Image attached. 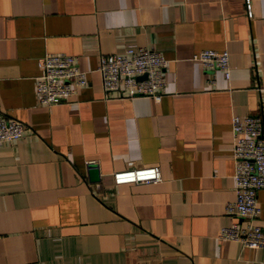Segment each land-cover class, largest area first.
<instances>
[{
  "label": "crops",
  "instance_id": "0c3cea01",
  "mask_svg": "<svg viewBox=\"0 0 264 264\" xmlns=\"http://www.w3.org/2000/svg\"><path fill=\"white\" fill-rule=\"evenodd\" d=\"M0 0V116L23 124L0 142V264H264V246L218 239L247 221L234 198L232 116L264 134V0ZM166 59L164 90L104 100L102 54L127 47ZM228 52L229 79L191 60ZM76 58L86 85L45 107L37 59ZM158 167V183L115 185ZM264 231V188L257 192Z\"/></svg>",
  "mask_w": 264,
  "mask_h": 264
},
{
  "label": "built area",
  "instance_id": "2783aa9c",
  "mask_svg": "<svg viewBox=\"0 0 264 264\" xmlns=\"http://www.w3.org/2000/svg\"><path fill=\"white\" fill-rule=\"evenodd\" d=\"M250 16L249 0H244ZM191 60L206 71L217 70L229 79L228 52L211 49L199 50ZM166 59L152 48L127 47L122 52L102 54L95 71L99 75L104 100H131L149 98L158 102L163 96L162 76ZM38 76L34 79V96L41 106L64 103L74 91L86 85V71L78 67L75 57L65 54H47L37 59ZM233 161L234 198L226 203V215L247 221L244 226L221 228L218 239L239 242L245 249L264 246V231L252 221L259 214L257 192L264 188V134L261 118L257 115L232 116L230 121ZM22 123L0 116V142L13 143L22 138ZM115 185L158 183V167L118 171L112 174Z\"/></svg>",
  "mask_w": 264,
  "mask_h": 264
}]
</instances>
